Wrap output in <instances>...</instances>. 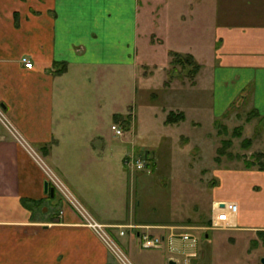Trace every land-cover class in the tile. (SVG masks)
Listing matches in <instances>:
<instances>
[{
	"label": "crops",
	"instance_id": "0c3cea01",
	"mask_svg": "<svg viewBox=\"0 0 264 264\" xmlns=\"http://www.w3.org/2000/svg\"><path fill=\"white\" fill-rule=\"evenodd\" d=\"M150 51L159 59L189 54L197 65L190 80L171 77L166 59L154 63L156 72L143 74L145 82L161 73L158 86L168 91L164 103L172 105L169 113L162 110L167 126L203 127L207 121L191 112H203V102L194 96L208 87L209 120L239 109L264 117V0H0V107L6 119H0V264L112 260L77 211L56 190L44 191L45 174L31 148L97 221L119 225L111 230L123 249L131 250L135 243L124 217L135 216L104 210L92 186L104 180V174L94 173L96 164L104 170L103 161L114 151L103 124L112 126L115 114H127L115 106L113 86L129 76L131 66L138 78L137 68L145 66L139 52ZM23 56L32 67L24 66ZM170 113L183 117L169 122ZM120 141V148L128 143ZM127 153L118 167L123 173ZM232 171L224 176L234 193L213 203L234 201L237 211L229 226L212 229L218 238L221 231L238 239L247 262L263 264L264 166ZM161 239L155 248L162 249L167 264L175 259L171 253L195 252L190 257L195 260L196 251H203L194 247L196 239Z\"/></svg>",
	"mask_w": 264,
	"mask_h": 264
},
{
	"label": "rangeland",
	"instance_id": "374dc122",
	"mask_svg": "<svg viewBox=\"0 0 264 264\" xmlns=\"http://www.w3.org/2000/svg\"><path fill=\"white\" fill-rule=\"evenodd\" d=\"M153 52L150 55L139 52V63L144 62L145 66L137 68L138 78L131 66L129 76L113 86L114 104L119 106L121 113L127 114L114 119L122 130L120 135L113 132L111 121L103 124V133L111 141L114 151L103 161L104 170H98L96 164L94 173L104 174V180L94 181L92 192L104 210L137 217H124L130 224L127 235L135 243L130 246L131 250L125 246V251L134 264H167L160 255L161 248L144 249L141 246V235H168L181 239L180 233H189L191 236L186 241L196 239L198 243L194 247L203 248V251H196V259L191 258L189 264H250L238 239L221 231L218 233L222 237L215 235L217 229L210 227V217L214 198L229 197L234 193L232 185L225 181L224 172L264 166V117L239 109L225 117L209 120L212 96L211 87H208L194 96H199L194 101L203 102L201 115L195 110L191 112L193 117L207 121L203 127L196 124L167 126L163 123L162 110L169 113L172 105L164 103L168 91H160L162 87L158 86L161 73L145 82L143 74L146 77L149 72H156L158 67L154 63L166 59L169 63L166 70L171 77L190 80L195 63L184 54L178 57L169 53L167 58L159 59ZM169 75L165 85H169ZM121 139L128 140L122 148L119 147ZM133 145L135 148L131 151ZM125 151L138 159L141 167L126 166L123 161L125 172H121L118 167ZM36 153L48 164L40 152ZM171 254L174 260L178 259L176 264H184L185 255ZM219 257L223 259L220 261Z\"/></svg>",
	"mask_w": 264,
	"mask_h": 264
},
{
	"label": "built area",
	"instance_id": "2783aa9c",
	"mask_svg": "<svg viewBox=\"0 0 264 264\" xmlns=\"http://www.w3.org/2000/svg\"><path fill=\"white\" fill-rule=\"evenodd\" d=\"M21 61L23 62L25 67H32V61L28 57H21ZM0 119L5 122V115L0 107ZM116 134H121L122 130L120 127L116 125H112ZM32 156L41 166L45 178L49 181V183L61 194V196L65 199L67 204L71 205L72 208L77 211L79 216L82 219V224L91 228L96 235L101 239L109 253L112 256V260L108 264H134L131 259L127 256L124 249L121 247L118 242L115 234L111 230L112 228H118L119 225H107L97 221L81 204V202L74 196V194L70 191V189L66 186L60 176L52 170L47 163L33 150ZM124 164L126 166L132 165L136 167H141V164L138 159L133 158L132 156H126L124 158ZM237 203L234 201H224L217 202L213 205L210 227L211 228H224L229 226V217L231 214H235L237 211ZM61 212V211H60ZM119 235L124 234L123 229L118 231ZM179 236L182 239H188L191 236L189 233H180ZM161 239L157 236H151L147 234L141 235V245L145 248L149 247H157L160 245ZM195 252L188 253L184 257V264H189V256H194Z\"/></svg>",
	"mask_w": 264,
	"mask_h": 264
},
{
	"label": "trees",
	"instance_id": "16d2710c",
	"mask_svg": "<svg viewBox=\"0 0 264 264\" xmlns=\"http://www.w3.org/2000/svg\"><path fill=\"white\" fill-rule=\"evenodd\" d=\"M173 54L176 55V56H178V57H179V55H180V54H178V53H176V52H173ZM187 56H188L189 58H192L191 55H189V54H187ZM194 66H195V69H196L197 65L194 64ZM119 117H120V116H118V114L114 115V119L116 118L115 120H118ZM173 117H174V118H173ZM181 117H183L182 114H174V113H170L169 116H168V118H167V121H169V122H170V121H176V120H178V119L181 118ZM220 150H221V149H220ZM216 159H217V158H216ZM248 164H250L251 166L253 165V163H249V162H248ZM259 168H260V169H263V166L260 165Z\"/></svg>",
	"mask_w": 264,
	"mask_h": 264
},
{
	"label": "water",
	"instance_id": "95a60500",
	"mask_svg": "<svg viewBox=\"0 0 264 264\" xmlns=\"http://www.w3.org/2000/svg\"><path fill=\"white\" fill-rule=\"evenodd\" d=\"M44 191L49 192L50 195H53V193H54L53 187L49 186V183L47 180L44 181ZM261 262L264 264V258L261 259ZM168 263L169 264H176V261L174 259H169Z\"/></svg>",
	"mask_w": 264,
	"mask_h": 264
},
{
	"label": "bare ground",
	"instance_id": "6f19581e",
	"mask_svg": "<svg viewBox=\"0 0 264 264\" xmlns=\"http://www.w3.org/2000/svg\"><path fill=\"white\" fill-rule=\"evenodd\" d=\"M216 204V203H215ZM229 221V220H228ZM193 240V239H192Z\"/></svg>",
	"mask_w": 264,
	"mask_h": 264
}]
</instances>
